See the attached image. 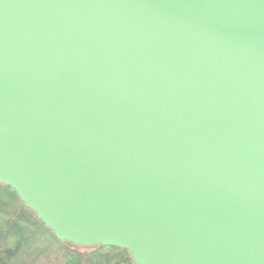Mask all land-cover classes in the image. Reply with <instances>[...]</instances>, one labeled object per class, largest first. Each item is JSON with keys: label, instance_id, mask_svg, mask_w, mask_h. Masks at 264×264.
Instances as JSON below:
<instances>
[{"label": "water", "instance_id": "1", "mask_svg": "<svg viewBox=\"0 0 264 264\" xmlns=\"http://www.w3.org/2000/svg\"><path fill=\"white\" fill-rule=\"evenodd\" d=\"M0 183L134 264H264V0H0Z\"/></svg>", "mask_w": 264, "mask_h": 264}, {"label": "trees", "instance_id": "2", "mask_svg": "<svg viewBox=\"0 0 264 264\" xmlns=\"http://www.w3.org/2000/svg\"><path fill=\"white\" fill-rule=\"evenodd\" d=\"M0 213L6 216L0 221V264H63L71 257L78 259L77 264L135 263L127 250L117 246L107 247L110 252L101 254L104 261L99 263L95 255L101 245L76 246L57 239L35 212L25 206L16 192L2 183ZM44 233H49L58 244H52L46 254L34 255L31 247Z\"/></svg>", "mask_w": 264, "mask_h": 264}, {"label": "rangeland", "instance_id": "3", "mask_svg": "<svg viewBox=\"0 0 264 264\" xmlns=\"http://www.w3.org/2000/svg\"><path fill=\"white\" fill-rule=\"evenodd\" d=\"M5 218V214L0 213V221L4 220ZM52 244L57 245L58 243L51 237L49 233H44L39 236V238H37L36 241L33 243L31 247V252L34 255L46 254ZM105 252H110L106 246L98 248L96 253L97 255H95L96 261H98L99 263H103L104 259L101 257V254H104Z\"/></svg>", "mask_w": 264, "mask_h": 264}, {"label": "crops", "instance_id": "4", "mask_svg": "<svg viewBox=\"0 0 264 264\" xmlns=\"http://www.w3.org/2000/svg\"><path fill=\"white\" fill-rule=\"evenodd\" d=\"M78 259L76 257H71L67 259L63 264H77ZM105 264V263H103ZM110 264H115V263H110ZM117 264H134L132 262H122V263H117Z\"/></svg>", "mask_w": 264, "mask_h": 264}]
</instances>
